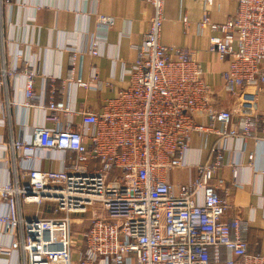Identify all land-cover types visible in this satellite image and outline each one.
Here are the masks:
<instances>
[{"label":"built area","instance_id":"built-area-1","mask_svg":"<svg viewBox=\"0 0 264 264\" xmlns=\"http://www.w3.org/2000/svg\"><path fill=\"white\" fill-rule=\"evenodd\" d=\"M144 1L152 16L128 68L129 86L100 111H81L77 126L61 123L72 111L51 90L46 119L54 126L35 128L30 143L11 142L19 154L33 147L68 152L64 169L31 168L26 183L0 186L8 202L0 228L18 231L10 246H0V254L19 249L18 264H264V255L248 252L242 220L223 219L229 204L216 173L224 145L194 165L190 182L168 180L172 169L185 167L192 132L223 141L254 135L264 83V0H238L236 12L222 23L209 21L212 0H203L199 26L215 32L207 46L211 57L228 61L221 77L236 99L233 109L217 107L193 50L161 41L166 0ZM97 20L113 23L105 15ZM70 52L72 78L81 52ZM88 54H97L94 40ZM24 72L25 95L32 98L36 72L27 67ZM75 82L87 86L79 78ZM19 200L47 203L50 214L21 216Z\"/></svg>","mask_w":264,"mask_h":264},{"label":"crops","instance_id":"crops-1","mask_svg":"<svg viewBox=\"0 0 264 264\" xmlns=\"http://www.w3.org/2000/svg\"><path fill=\"white\" fill-rule=\"evenodd\" d=\"M238 0H212L207 5L210 22L222 23L237 10ZM203 0H166L161 41L195 52L203 78L214 92L217 107L233 109L236 99L226 90L221 73L228 61L217 60L207 52L215 32L199 26L204 16ZM110 16L111 25L97 20ZM152 7L144 0H0V186L27 182L28 169L61 170L68 164V152L33 147L20 154L11 142L30 143L39 126L53 127L46 119L47 102L53 90L72 111L61 116L62 124L80 123L81 111H100L108 98L129 86V66L137 46L149 27ZM97 54L89 55L90 42ZM81 52L72 78L68 77L70 50ZM36 73L33 97L25 95V68ZM76 78L87 86L75 82ZM259 118L254 135L221 140L213 133L192 132L183 156L185 167L174 168L168 180L188 183L194 165L212 157V149L224 145L223 161L216 173L226 189L229 207L223 219L238 217L247 226L245 238L249 253L264 255V83L257 97ZM203 119L201 116L198 120ZM212 179L216 183L217 179ZM201 202V191L197 194ZM18 214L26 218L48 216L47 203H17ZM8 212V202L0 195V214ZM16 234L0 228V246H10ZM225 251L223 257L225 258ZM223 258V259H224ZM21 251L0 254V264H18ZM211 264H215L211 262ZM221 264H225L222 262Z\"/></svg>","mask_w":264,"mask_h":264}]
</instances>
